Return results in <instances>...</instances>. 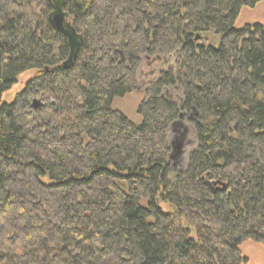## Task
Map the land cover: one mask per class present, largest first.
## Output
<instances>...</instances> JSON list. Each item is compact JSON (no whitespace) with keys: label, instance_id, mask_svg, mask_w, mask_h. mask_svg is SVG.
<instances>
[{"label":"trees","instance_id":"16d2710c","mask_svg":"<svg viewBox=\"0 0 264 264\" xmlns=\"http://www.w3.org/2000/svg\"><path fill=\"white\" fill-rule=\"evenodd\" d=\"M260 1L65 0L83 41L63 70L52 0H0V264H246L247 241L264 252V31L234 28ZM146 63L158 72L135 124L112 104L139 90ZM180 115L194 144L173 168Z\"/></svg>","mask_w":264,"mask_h":264},{"label":"rangeland","instance_id":"374dc122","mask_svg":"<svg viewBox=\"0 0 264 264\" xmlns=\"http://www.w3.org/2000/svg\"><path fill=\"white\" fill-rule=\"evenodd\" d=\"M260 25L263 27L264 31V0H261L253 9L243 8L235 22L234 28L236 30H241L248 25ZM158 72V66L155 63H146L141 69V73L138 76L139 90L132 92L122 98L115 99L112 104V109L122 113L129 121L138 124L140 122L137 116V108L141 101L143 100L142 91L144 90L146 84L156 78ZM35 75V72H27L18 78V82L11 90L2 96V102L11 103L15 96L22 91L25 84L30 81ZM173 101H177L179 98V93L169 92L168 94ZM35 100H39L36 97ZM181 129L176 128V130L182 133L183 129L188 130L186 136V148L185 154L181 157L177 166L182 167L185 164L188 152L191 146L194 144V135L191 126L187 123V120L180 121ZM175 134L173 130L170 133V141L173 140ZM239 251L241 256L246 259V264H264V252L261 244L254 243L252 241L244 242L240 247Z\"/></svg>","mask_w":264,"mask_h":264},{"label":"water","instance_id":"95a60500","mask_svg":"<svg viewBox=\"0 0 264 264\" xmlns=\"http://www.w3.org/2000/svg\"><path fill=\"white\" fill-rule=\"evenodd\" d=\"M65 0H52V12L48 15V21L52 28L66 39L69 48L68 58L62 64V69L67 70L72 67L76 61L79 49L82 45V37L76 32L72 24L69 22L67 15L64 13ZM198 39V38H197ZM42 105L41 99L34 100L31 105V110L36 111ZM184 115L179 116V122L172 126L173 132L178 134L172 141H170L171 153L169 161L172 162V167L175 168L181 157L185 154L187 130L183 129L182 133L178 132L176 128L181 129V123Z\"/></svg>","mask_w":264,"mask_h":264},{"label":"bare ground","instance_id":"6f19581e","mask_svg":"<svg viewBox=\"0 0 264 264\" xmlns=\"http://www.w3.org/2000/svg\"><path fill=\"white\" fill-rule=\"evenodd\" d=\"M174 124V123H173ZM169 137V136H168Z\"/></svg>","mask_w":264,"mask_h":264}]
</instances>
